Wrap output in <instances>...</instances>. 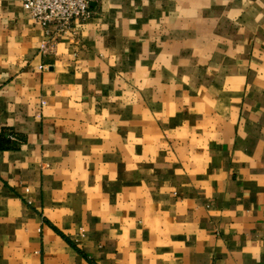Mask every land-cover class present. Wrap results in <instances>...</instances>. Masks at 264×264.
Here are the masks:
<instances>
[{"label":"crops","instance_id":"crops-1","mask_svg":"<svg viewBox=\"0 0 264 264\" xmlns=\"http://www.w3.org/2000/svg\"><path fill=\"white\" fill-rule=\"evenodd\" d=\"M93 8L0 0V264H264V0Z\"/></svg>","mask_w":264,"mask_h":264},{"label":"built area","instance_id":"built-area-1","mask_svg":"<svg viewBox=\"0 0 264 264\" xmlns=\"http://www.w3.org/2000/svg\"><path fill=\"white\" fill-rule=\"evenodd\" d=\"M28 16L43 27L47 51L64 37H75L80 27L94 18L93 6L99 0H22Z\"/></svg>","mask_w":264,"mask_h":264}]
</instances>
